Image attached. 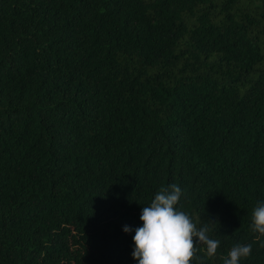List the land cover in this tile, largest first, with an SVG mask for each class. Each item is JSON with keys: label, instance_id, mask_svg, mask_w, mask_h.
Returning <instances> with one entry per match:
<instances>
[{"label": "trees", "instance_id": "16d2710c", "mask_svg": "<svg viewBox=\"0 0 264 264\" xmlns=\"http://www.w3.org/2000/svg\"><path fill=\"white\" fill-rule=\"evenodd\" d=\"M172 184L264 264V0H0V264H138Z\"/></svg>", "mask_w": 264, "mask_h": 264}, {"label": "clouds", "instance_id": "9594fccd", "mask_svg": "<svg viewBox=\"0 0 264 264\" xmlns=\"http://www.w3.org/2000/svg\"><path fill=\"white\" fill-rule=\"evenodd\" d=\"M183 195L181 188L172 184L162 187L149 206H143L140 220L142 227L135 229L133 259L138 264H192L198 260L199 246L203 245L206 256L211 258L217 253L220 240L210 238L209 224L197 228L193 219L177 208ZM251 229L264 237V201L254 207ZM124 232L132 231L128 226ZM264 247V244H261ZM252 244H236L228 252L223 264H240L242 258L251 255Z\"/></svg>", "mask_w": 264, "mask_h": 264}]
</instances>
